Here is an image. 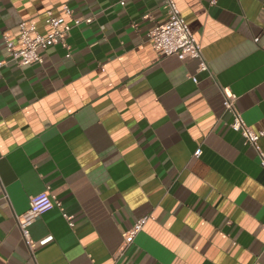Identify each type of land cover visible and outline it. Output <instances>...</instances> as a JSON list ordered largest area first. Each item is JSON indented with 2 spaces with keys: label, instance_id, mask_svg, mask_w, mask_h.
Masks as SVG:
<instances>
[{
  "label": "crops",
  "instance_id": "obj_1",
  "mask_svg": "<svg viewBox=\"0 0 264 264\" xmlns=\"http://www.w3.org/2000/svg\"><path fill=\"white\" fill-rule=\"evenodd\" d=\"M120 1L0 0V60L20 22L80 18L68 48L0 65V264H264V168L222 105L264 129V0H174L207 71L153 49L162 0ZM46 190L31 249L17 216Z\"/></svg>",
  "mask_w": 264,
  "mask_h": 264
},
{
  "label": "built area",
  "instance_id": "obj_2",
  "mask_svg": "<svg viewBox=\"0 0 264 264\" xmlns=\"http://www.w3.org/2000/svg\"><path fill=\"white\" fill-rule=\"evenodd\" d=\"M166 11V19L163 23L154 26L148 33V39L154 50L162 55H175L179 60L190 59L197 61V71H207L208 63L203 55L201 43L194 37L188 24L183 18L174 0H162ZM124 2L121 0L120 4ZM60 15H53L46 11L45 24L48 28L46 33L37 31L34 23L20 22L18 25L19 48L14 47V40L8 36L4 37L6 58L0 60V65L13 61L18 65L41 62L40 49H46L61 43L67 47L65 38L70 29L80 23V18L74 17L68 5H63ZM66 17L71 20L66 21ZM257 38H255L256 40ZM196 82L195 77H191ZM236 95L230 90H223L222 105L226 112L230 113L231 121L229 127L237 132L246 144L253 147L259 157V165L264 168V150L260 146V139L264 136L263 130H255L247 125L235 106ZM60 206L59 201L48 190L31 196L28 207L17 216L18 227L22 238L29 244L30 248L43 246L49 243L52 235H46L33 241L30 239V226L48 209ZM65 216V214H64ZM149 216L137 219L128 229L122 231V244L120 251L131 245L135 236L139 233ZM73 226L72 222H69Z\"/></svg>",
  "mask_w": 264,
  "mask_h": 264
}]
</instances>
